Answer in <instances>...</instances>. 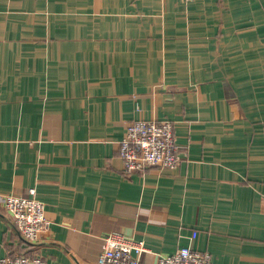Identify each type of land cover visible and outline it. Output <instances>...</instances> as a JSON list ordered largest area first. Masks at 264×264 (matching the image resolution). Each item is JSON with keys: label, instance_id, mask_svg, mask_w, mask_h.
I'll use <instances>...</instances> for the list:
<instances>
[{"label": "crops", "instance_id": "1", "mask_svg": "<svg viewBox=\"0 0 264 264\" xmlns=\"http://www.w3.org/2000/svg\"><path fill=\"white\" fill-rule=\"evenodd\" d=\"M135 120L172 123L178 166L123 174ZM30 189L49 229L0 206V258L97 264L115 234L264 264V0H0V195Z\"/></svg>", "mask_w": 264, "mask_h": 264}, {"label": "built area", "instance_id": "2", "mask_svg": "<svg viewBox=\"0 0 264 264\" xmlns=\"http://www.w3.org/2000/svg\"><path fill=\"white\" fill-rule=\"evenodd\" d=\"M173 137V125L168 120H135L127 124L118 143V157L122 162L124 175L143 172L147 168H174L181 158ZM29 196L0 195V206L9 216L22 239L35 243L48 231L50 222L44 214V205ZM264 213V207H263ZM196 233H191L195 239ZM145 251L142 242H128L115 234L104 236L102 250L97 264H141L140 257ZM0 264H48L28 253L0 258ZM156 264H212L209 253L181 247L174 254L160 256Z\"/></svg>", "mask_w": 264, "mask_h": 264}, {"label": "bare ground", "instance_id": "3", "mask_svg": "<svg viewBox=\"0 0 264 264\" xmlns=\"http://www.w3.org/2000/svg\"><path fill=\"white\" fill-rule=\"evenodd\" d=\"M25 196V195H24Z\"/></svg>", "mask_w": 264, "mask_h": 264}]
</instances>
